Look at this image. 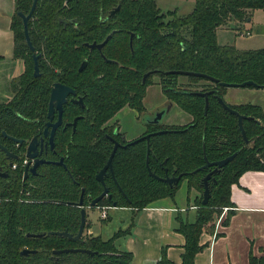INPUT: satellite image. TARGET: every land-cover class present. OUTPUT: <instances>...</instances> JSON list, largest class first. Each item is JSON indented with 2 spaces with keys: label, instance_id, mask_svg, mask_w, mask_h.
<instances>
[{
  "label": "trees",
  "instance_id": "obj_1",
  "mask_svg": "<svg viewBox=\"0 0 264 264\" xmlns=\"http://www.w3.org/2000/svg\"><path fill=\"white\" fill-rule=\"evenodd\" d=\"M31 1L13 0L9 24L12 55L22 61L23 67L10 80V99L0 103V145L18 156L12 160L18 167L5 170L0 150V173L6 172L0 177V264L128 263L131 254L112 244L120 231L105 240L81 234V242L46 234L63 230L76 233L80 190L82 206L86 208L102 190L95 173L105 163L113 141L120 145L112 155L111 172L106 169L103 176L106 195L96 202V207L140 210L157 199L173 198L184 180L186 194L190 189L196 192L192 200L195 216L191 222L177 220L175 230L184 239L179 264H195L196 253L204 247L198 242L199 235L203 231L211 233L221 209L231 206V184L245 171H264V120L260 107L223 101L245 116V144L236 117L216 100V96L222 99L226 88L219 82L239 84L250 80L264 88V47L241 50L220 45L215 37L216 29L227 21L244 23L253 10L264 11V0H193L191 10L184 15L161 12L155 0H36L27 21L33 48L30 51L17 12L26 14ZM117 5L118 9L109 14ZM108 34L100 50L84 45L99 43ZM32 54L38 55L35 77ZM82 61L85 66L78 71ZM178 70L202 73L216 81L179 75ZM154 74L164 97L191 119L182 125L145 124L140 136L124 140L116 123L106 122L124 106L142 113L145 88ZM54 82L73 89L82 105L68 99L62 105L61 124L54 131L52 148L41 149L40 157L47 162L37 166L34 175L21 180L19 165L26 141L41 135ZM210 90L205 112L201 95L185 93ZM73 118L76 121L72 130ZM160 130L148 138L147 168L158 178L180 175L173 187L151 177L146 169V142L141 136ZM2 132L22 140L16 150ZM234 152V157L218 171H212V165L202 167L203 157L213 162ZM59 159L61 164L53 163ZM207 174L209 197L202 205L203 178ZM230 213L226 212L223 223ZM23 248L33 251L19 254ZM63 248H86L94 253H52ZM156 264L173 263L161 249ZM248 264H264V255L255 257L249 253Z\"/></svg>",
  "mask_w": 264,
  "mask_h": 264
},
{
  "label": "crops",
  "instance_id": "obj_2",
  "mask_svg": "<svg viewBox=\"0 0 264 264\" xmlns=\"http://www.w3.org/2000/svg\"><path fill=\"white\" fill-rule=\"evenodd\" d=\"M13 10V0H0V68L3 66L2 70L7 71L10 69L8 64L13 66V71L4 74L5 94L0 96V103L10 99V80L17 76L23 67L22 61L13 58L12 55L13 40L9 24ZM256 10L251 12L246 22L250 23ZM230 23H234L232 30L235 31V35H251L252 28L247 29V23L234 21ZM237 28H243L244 31L238 32ZM253 28L256 37L264 38V25ZM217 43L223 44L218 41ZM225 44L241 50L264 47L256 45L252 48H243L235 43ZM222 99L231 105L245 103L257 105L264 120V88L226 87ZM185 114L181 117L178 115L179 118L175 117L172 121L167 118L162 124H185L191 119L187 113ZM142 132L135 134L134 137ZM177 189L173 198L157 199L140 210L127 207H104L102 210L100 207H86L82 235L99 236L105 240L120 231L121 233L113 238L112 244L117 250L131 254L127 264H156L161 249L169 262L179 264L184 239L175 228L178 219L193 221L195 206L192 200L196 192L190 189L186 194L185 184L179 193ZM229 200L231 206L223 207L225 210L221 209L214 219L212 232L203 231L199 235L198 242L204 244V247L196 253L195 264H248L249 253L255 257L264 255V171L249 170L241 173L237 182L230 186ZM93 211H96L93 215L95 217H92ZM101 211L105 213V217H100ZM227 211L231 213L227 222L223 223Z\"/></svg>",
  "mask_w": 264,
  "mask_h": 264
},
{
  "label": "water",
  "instance_id": "obj_3",
  "mask_svg": "<svg viewBox=\"0 0 264 264\" xmlns=\"http://www.w3.org/2000/svg\"><path fill=\"white\" fill-rule=\"evenodd\" d=\"M35 1L36 0H32L29 10L27 11L26 14L21 13V12H17V15L19 16L20 20H21V25H22V34L24 37V41L27 45V47L29 48L30 51L33 50L29 39H28V34H27V21L29 20L34 6H35ZM118 9V5L115 6V8H113L109 14H113L116 10ZM61 21V20H60ZM109 34L99 43H96L94 41H92L91 43H84L85 46H87L89 49L95 48L96 50H100L101 46L105 43V41L108 39ZM129 46H130V38H129ZM37 57L38 55H34L32 54V76L35 77L38 75V69H37ZM85 66V61H82L81 64L78 67V71H80L81 69H83V67ZM177 74L179 75H183V76H195V77H202L205 79H208L210 81H216L214 78L209 77L205 74L202 73H197V72H192V71H176ZM148 74V72L144 73L141 77V80L143 81L144 77ZM220 86H225V87H244V86H252V87H259L257 84H255L254 82L247 80V81H243L239 84H229V83H223V82H219L218 83ZM212 91H206V92H185V93H190V94H196V95H201L203 97V112H205L206 107H207V98L206 95L211 93ZM75 94L74 90L69 88L68 86L61 84L59 82H54L49 90V95H48V101H47V108H46V121L43 124V130H42V134L43 136H47V143L49 145V148H52L53 142V134L55 129L60 125L61 123V111H62V105L66 102L67 97L73 96ZM216 100L217 102L220 104V106L225 109L228 113L233 114L236 117V123H237V127L238 130L240 131L241 137L244 141V143H247V140L245 138V134L242 128V119L245 118V116L238 114L235 110L229 108L224 102L223 100L216 96ZM71 101H73L74 103L78 104L79 106L82 105L81 99L78 97L76 99H71ZM173 102L168 101L167 100V104L169 106H171ZM54 113H56V118L54 121H52ZM164 110H159L154 117L151 120H147L145 124H162V122L160 121L161 116L163 115ZM246 118H251V117H246ZM75 121L76 118L72 119L71 122V127L72 130L74 129V125H75ZM162 132V130L160 131H155V132H149L146 133L144 135L141 136V138H143L146 142V154H145V164H146V169L148 174L155 178V179H160L163 182H165L169 187H173L177 184L180 175L177 176H164L163 178H158L157 176H155L154 174H152L149 169L147 168V153L149 152V148H148V138L150 135L156 134ZM3 136H5L7 139L15 142V143H20L22 140L11 137L6 135L5 133H3ZM136 139V138H135ZM134 141V140H133ZM120 144L116 141H113V145L112 148L109 152V155L105 161V163L103 164V166L95 173V179L101 184L102 186V190L101 192L95 196L94 198H92L89 202L87 207H95L96 202L102 198L103 196L106 195V189L103 185V176L105 174L106 169H108L111 172V158L112 155L115 151V149L117 148V146H119ZM41 145H39L38 141L36 140L35 136H32L28 141H26V146H25V151H24V157L28 159L24 170H23V176L22 178L24 179L27 175V173H30L31 175L35 174V169L37 168V166H39L40 164H43L47 161L39 158V155L41 153ZM0 150L4 153V156L6 158H11L12 155L10 152H8L3 146L0 145ZM236 152L220 159L217 161H213V162H207V160L204 158V164L202 167L208 166V165H212L214 166L212 171H218L219 168L223 167L228 161H230ZM31 162V164H30ZM53 163H57V164H61V159H59L56 162ZM30 164V166L28 167V165ZM0 175H4V173H0ZM209 174H207L204 178H203V191L201 193V200L200 203L202 205H205L207 203L208 197H209V192H208V188H207V184H206V179L208 177ZM82 194H83V190H80V194H79V198L78 201L76 202L77 206H79V224H78V228L77 231L74 235H71L70 233L66 232L65 230L63 231H48L46 232V234H55L58 236H62L65 238H68L70 240L73 241H77V242H81L80 236L82 234L83 231V227H84V220H85V207L82 206ZM26 235H30V236H40L42 234H26ZM29 251H33V250H29L26 248H23L20 250L19 254H26ZM64 252H83V253H87V254H91L94 253L86 248H63V249H58V250H52V253L57 254V253H64Z\"/></svg>",
  "mask_w": 264,
  "mask_h": 264
},
{
  "label": "rangeland",
  "instance_id": "obj_4",
  "mask_svg": "<svg viewBox=\"0 0 264 264\" xmlns=\"http://www.w3.org/2000/svg\"><path fill=\"white\" fill-rule=\"evenodd\" d=\"M155 4L157 8L161 12H168V11H175L176 15H184L188 13L193 5V0H155ZM247 23L245 26L248 28H252L250 30V36L247 35H235L234 29V23H230V21H227L224 25H221L217 29V41L219 43H235V45L243 48L248 47H256V45H259L257 47H261L264 45V38L263 37H256L253 34V30L255 26H261L264 25V11L262 10H256L253 12V15L251 17V21L245 22ZM239 31H244L243 28L239 29ZM244 33V32H243ZM8 67H10L9 70L5 71L2 70L4 68H0V96L5 94L4 86L6 85L4 81V74L8 71H13V66L11 67L8 64ZM181 82H185L184 78L179 79ZM151 84L147 85L145 88V94L142 99V105H143V112L142 113H136L130 108L124 106L120 108L109 120H107L106 124H112L116 123V126L118 127V131L122 133L125 137V139H131V137H134L135 134L139 133L140 131L144 130L145 123L147 120H151L154 115L159 110H164L163 115L160 118V121L163 122L165 119H172L179 118L178 115L185 116L186 114L174 104L172 103L171 106L167 104V99L164 97L162 92L160 91V87L158 84V76L152 75L151 77ZM184 186V180L180 181L178 192L179 193ZM102 210V209H100ZM96 211L92 214V217H95ZM104 217H105V213ZM83 232V231H82Z\"/></svg>",
  "mask_w": 264,
  "mask_h": 264
},
{
  "label": "flooded vegetation",
  "instance_id": "obj_5",
  "mask_svg": "<svg viewBox=\"0 0 264 264\" xmlns=\"http://www.w3.org/2000/svg\"><path fill=\"white\" fill-rule=\"evenodd\" d=\"M76 98H78V97H75V94L73 95V96H68L67 97V99L69 100V101H71V99H76ZM67 101V100H66ZM71 102H73V101H71ZM74 103V102H73ZM47 108V107H46ZM132 110V109H131ZM55 118H56V113H54V116H53V119H52V121H54L55 120ZM61 124V123H60ZM43 130V129H42ZM144 130H145V127H144ZM144 130H143V132H144ZM142 132V133H143ZM142 133H140L138 136H140ZM138 136H135L134 138H136V137H138ZM36 137V136H35ZM134 138H132V139H134ZM123 139H124V137H123ZM36 140L38 141V143H39V145H41V148L44 150V149H46V148H49V145H48V143H47V136H43V134H42V132H41V135L39 136V137H36ZM125 140V139H124ZM131 140V139H130ZM128 141V140H127ZM13 142V141H12ZM22 142V141H21ZM20 142V143H21ZM20 143H15V142H13V149H17V146L20 144ZM50 149V148H49ZM9 152V151H8ZM11 153V155H12V157L11 158H6L5 156V163H6V167L4 168L5 170H10V171H13L14 169H16L18 166L17 165H15V163H13L12 162V160H15V159H17L18 158V156H17V154H15V153H13V152H10ZM42 153V152H41ZM41 153H40V155H41ZM4 154V153H3ZM40 155H39V158H41L40 157ZM41 159H43V158H41ZM44 160V159H43ZM27 161H28V159L27 158H25L24 157V159L22 160V162H21V164L19 165L21 168H22V176H23V170H24V167H25V165H26V163H27ZM53 162H56V161H53ZM30 164H31V162H30ZM30 164L28 165V167L30 166ZM12 165H14V166H12ZM4 173V175H0V177H4V176H6V172L4 171L3 172ZM29 175H31L30 173H27V175H26V177L23 179L22 178V176H21V180H25L26 178H27V176H29ZM96 207V206H95ZM88 208V207H87ZM89 208H91V207H89ZM93 208V207H92ZM99 208V207H98Z\"/></svg>",
  "mask_w": 264,
  "mask_h": 264
},
{
  "label": "built area",
  "instance_id": "obj_6",
  "mask_svg": "<svg viewBox=\"0 0 264 264\" xmlns=\"http://www.w3.org/2000/svg\"><path fill=\"white\" fill-rule=\"evenodd\" d=\"M246 34H247V33H246ZM12 166H14V165H12ZM100 208L102 209V208H104V207H100ZM222 209L225 210V208H222ZM103 213H104L103 211L100 212V217H104V214H103Z\"/></svg>",
  "mask_w": 264,
  "mask_h": 264
}]
</instances>
